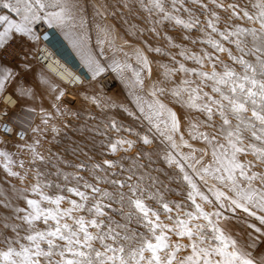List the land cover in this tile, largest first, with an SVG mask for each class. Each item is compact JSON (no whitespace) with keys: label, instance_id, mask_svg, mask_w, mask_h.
<instances>
[{"label":"snow or ice","instance_id":"1","mask_svg":"<svg viewBox=\"0 0 264 264\" xmlns=\"http://www.w3.org/2000/svg\"><path fill=\"white\" fill-rule=\"evenodd\" d=\"M136 5L150 24L198 30V38L183 39L205 46L199 54L179 52L194 68L149 46L148 51L178 64L172 69L161 65L164 80L152 83L146 93L151 100L144 98L142 75L147 72L151 79V62L141 49H135L138 68L116 59L105 64L83 33L73 36L70 30L86 23L77 16L83 11L77 0H0V52L19 55L12 48L15 41L36 45L49 40L48 30H59L92 81L111 68L134 96V110L114 100L107 107L146 121L152 133L106 117L79 125V139L69 137L60 151L47 148L45 155L38 151L39 138L26 139L30 124L0 121V264H264V0L252 2V11L224 0H136ZM124 7L131 11L128 3ZM220 11L229 15L222 17ZM100 31L111 46L114 38ZM165 39L181 48L172 37ZM98 43L105 40L98 38ZM174 74L195 79L177 83ZM16 75L0 63V98ZM168 82L170 89L163 86ZM40 84L53 95L55 115L64 116V89L47 79ZM18 95L35 93L20 88ZM166 95L202 114L197 123L189 121V136L204 147L184 139L177 112L160 98ZM82 98L103 111L96 96ZM2 115L8 116L7 110ZM45 117L44 129L37 126L32 132L43 136L50 130L48 143H59L63 129L50 124L52 114ZM96 119L89 113V121ZM201 126L212 131H199ZM157 135L168 142L163 151L153 146ZM10 143L26 150L28 159L8 151Z\"/></svg>","mask_w":264,"mask_h":264},{"label":"rangeland","instance_id":"2","mask_svg":"<svg viewBox=\"0 0 264 264\" xmlns=\"http://www.w3.org/2000/svg\"><path fill=\"white\" fill-rule=\"evenodd\" d=\"M83 11L78 12V17H83L85 20V26L83 28L77 27L76 29L70 30L73 36H78L83 33L88 39V47L91 52L103 60L105 64L110 63L113 59L120 61L121 63L131 64L133 67L138 68L139 66L135 60V49L139 48L143 51L151 62L152 74L151 79L148 78L147 72L143 73L145 79L144 85V98L151 100V97L147 96L146 93L150 89L154 81H163L164 68L161 67L162 64L169 66V69L178 67V64L173 63L168 55H162L155 51H148V47L160 48L162 52L170 53L175 56L176 61L183 63L188 68L197 67L192 60H185L179 55L182 49H186L190 53L199 54L204 45L199 43L192 44L190 40H184L185 35L189 36L190 39H196L201 34L198 30H184L179 26H172L170 23L165 22L162 25L150 24L148 23V14L139 10L136 5V0H77ZM225 3L237 2L241 7L249 6V11H252L250 4L255 2V0H224ZM128 3L131 6V11L124 7V4ZM222 17H227L229 13L220 11ZM153 20L156 17L152 18ZM203 20V17H201ZM236 24L245 23L241 20H234ZM225 22L222 21L219 27L223 29ZM247 26V25H246ZM258 27V25H255ZM46 27V26H45ZM155 27L156 32L149 31V29ZM100 29H105L110 33V38H114L113 44L109 46L104 33ZM56 32V49L60 55L61 59L70 63L71 66L78 68L81 72L84 83L78 87H70L69 82L73 78L78 76L73 74L72 70L64 67L60 60L53 56L48 49H42V43L32 45L20 40L15 41L16 47L19 55L10 62H4L0 60V63L8 65L13 69L17 75L14 80L6 86L3 93V97L0 98V119L4 117L5 120L11 118L14 120L15 111L22 116L24 113L28 114V124L30 127L27 128V141L32 143L33 139L39 138L41 140V147L38 148L42 154L47 155L45 149L51 148L53 152H58L60 149L70 142L69 137L72 139H79L80 137L76 134L75 128L83 123H99L101 120L107 118H115L119 123L131 126L134 131H139L142 134H148L150 137L152 133L148 132V125L146 121L142 119L133 120L129 118L120 107L111 108L107 107L112 100L116 101L118 105H122L129 109L134 110V96L130 94L129 88L125 87L121 77L117 76L115 72L108 68L101 77L97 78V81H92L89 73L81 64L79 57L76 52L72 49L68 39H65L63 33L59 30H54ZM165 36H170L173 39V43L181 45V48L171 47ZM98 38L105 40V43L99 44ZM42 49V51H41ZM101 49H103V55L101 56ZM208 51H211L208 48ZM125 53L128 55L126 56ZM39 54V55H38ZM37 55L39 56L37 59ZM221 59L226 60V56L221 54ZM27 63L30 67L25 70L23 65ZM204 71H210V68H204ZM55 73V74H52ZM126 75L131 76L128 72ZM79 78V77H78ZM195 79L192 76H185L183 74H174L171 79L175 80L177 83L181 79ZM41 79H47L60 88L64 89L65 96L62 98L61 108H66L67 113L58 117L55 115V110L52 108L54 102L53 95L48 91L46 85L40 84ZM106 80L109 82L110 87L107 88ZM198 82V81H197ZM165 88L170 89L173 85L171 82L165 83L163 85ZM193 87L195 85H192ZM32 89L35 93L34 97L20 96L18 95V89ZM208 91V89H205ZM82 94L89 96H96V98L101 102L102 109H98L85 101L82 98ZM110 98V99H109ZM163 102L168 106L173 108L177 112L180 119L181 133L184 139L193 145L195 148H202L204 145L199 140H191L189 136V121L192 123H197L199 120L203 119L201 113L194 110H188L181 108L179 105L173 103L172 97L166 95L160 97ZM4 100V104L3 103ZM16 104V106H15ZM14 107L13 110H8L6 107ZM28 108V109H26ZM34 109V111L25 110ZM7 110L9 116H3V112ZM72 112H79V116L72 115ZM45 113L52 114L55 118L50 121V124L54 123L63 130L61 134L56 138L59 143H48L52 139L51 131H47L43 136H39L32 132V128L39 126L44 129V124L42 123V117H45ZM89 113L96 116L95 121H89ZM139 115V114H137ZM18 117L17 119H19ZM21 121V118L19 119ZM1 121V120H0ZM218 122V121H217ZM67 124V127H64ZM199 131H209L211 129H205L202 126L199 127ZM154 131V130H153ZM110 135H114L110 133ZM127 135V133H123ZM131 138V137H130ZM177 142L179 143V134L176 136ZM15 141L14 138H12ZM168 145L167 141L158 135L154 139V147L158 151L165 150ZM2 147V146H0ZM184 153H187L189 149L182 148L178 149ZM8 151L17 152L20 151V158L25 160L28 159V154L26 150H18L13 147L10 143L8 145ZM131 154V153H130ZM197 155H199L197 153ZM206 160L209 157L205 158ZM162 166V165H161ZM0 178H3L2 169H0ZM13 183H16L13 181ZM207 191L206 189H204ZM186 195V193H185ZM170 199L180 200L179 196H169Z\"/></svg>","mask_w":264,"mask_h":264},{"label":"built area","instance_id":"3","mask_svg":"<svg viewBox=\"0 0 264 264\" xmlns=\"http://www.w3.org/2000/svg\"><path fill=\"white\" fill-rule=\"evenodd\" d=\"M45 28H46L45 26H42L41 31H43ZM48 33H49V40L48 41H43V39L41 40L42 49L43 48L48 49L51 52V54H53V56H55L56 58H58L60 60V62L62 63V65L64 67H67L70 70H72L73 74H75V77H76V75L79 77L78 80L76 78H73L72 82H65V84L69 83L70 87H78V86L82 85L84 83V78H83L81 72L79 71V69L71 66L70 63H68V62L64 61L63 59H61L60 55H57L59 53H58V51L56 49V32L54 30L50 29V30H48ZM12 48L15 49L16 53L18 52L15 42L13 43ZM42 49H41V51H42ZM9 51H11V49H9ZM38 55H37V59H39ZM15 57H16V55H9V52H0V60H2L4 62L10 63ZM52 74H55V73H52ZM106 86H107V88L110 87L109 82L107 80H106ZM3 103H4V100H3ZM15 106H16V104H15ZM15 106L12 107V108L8 107V106H6V107L8 108V110H13L15 108ZM14 113H15L14 115L16 117V118H14L15 121H17L20 124H24L25 122L28 123V118H29L28 114L24 113L22 116H19L18 112L15 111ZM8 116H9V114H8ZM18 117L21 118V121L19 120L20 118L17 119ZM0 120L1 121H5V118L1 117ZM26 132H27V129H26ZM26 137H27V135H26ZM13 138L15 140L18 139V137H13Z\"/></svg>","mask_w":264,"mask_h":264},{"label":"crops","instance_id":"4","mask_svg":"<svg viewBox=\"0 0 264 264\" xmlns=\"http://www.w3.org/2000/svg\"><path fill=\"white\" fill-rule=\"evenodd\" d=\"M26 109H28V108H26ZM25 111L28 113L29 110H25Z\"/></svg>","mask_w":264,"mask_h":264}]
</instances>
